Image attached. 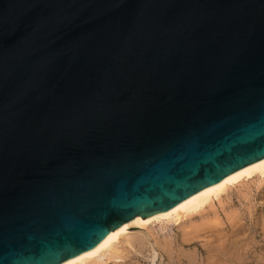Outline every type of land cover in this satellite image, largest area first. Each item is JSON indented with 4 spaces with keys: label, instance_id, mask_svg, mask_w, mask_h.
Listing matches in <instances>:
<instances>
[{
    "label": "water",
    "instance_id": "water-1",
    "mask_svg": "<svg viewBox=\"0 0 264 264\" xmlns=\"http://www.w3.org/2000/svg\"><path fill=\"white\" fill-rule=\"evenodd\" d=\"M264 157V0H0V264H58Z\"/></svg>",
    "mask_w": 264,
    "mask_h": 264
},
{
    "label": "rangeland",
    "instance_id": "rangeland-1",
    "mask_svg": "<svg viewBox=\"0 0 264 264\" xmlns=\"http://www.w3.org/2000/svg\"><path fill=\"white\" fill-rule=\"evenodd\" d=\"M246 180L241 182L242 184L238 183V184L232 186L230 188V190H228L226 192L227 194L226 193L223 194L222 197L220 198V199H222L221 203L217 201L218 199H216L214 201L213 204L215 205V208H217V210L220 213V216H219L220 220L219 221H218V219H216L215 215H213L215 208L213 207L214 208L213 209L210 207L209 216L207 218H205V219L200 218L201 220L198 221L199 217H196V218H193V220L186 222V223H188V225H192L191 223H193V222H194L193 224L198 223L199 225L202 223L201 226H203V228H205V230L207 232L204 229L200 230V229H202V227H200L197 224V229H196L197 231L196 230H195V232L189 231L192 233L194 232L193 234L195 237L192 235V233L189 234V235H192L194 237L192 239L193 241L191 240V241H189L190 243L187 242L185 244H180L181 246L179 244L176 245L177 243H175V250L176 251H174V253H173V260L170 258L171 257L170 253L167 252L165 247L160 248V246L157 245V248H159V251L161 252V255L163 256V260H161V258H160L157 261V264H180V263L181 264H188V263H190V264H206V262L208 264H212V263L213 264H218V263L219 264H226V263L227 264L228 263L229 264H264V177L254 176V177H251V178L246 179ZM226 195H227L228 199H227ZM230 198L232 199V201ZM223 200H225V201H223ZM222 202L223 203L225 202L224 203L225 208L224 207L222 208V210H224V211L221 210V207L223 205ZM227 202L229 204H227ZM219 203L221 204V207H220ZM233 205H234V207H233ZM230 208H233L234 210L236 209L234 212L235 214L233 213L234 210L232 209L233 211H231ZM240 212H241V214L239 215ZM224 213L226 215H224ZM232 213L234 214V216H231ZM229 214H231V215H229ZM236 216H237V218H236ZM225 218H228V221ZM203 219L206 222H202ZM207 221H209L208 225L206 224ZM221 221L223 224L221 223ZM232 221H233V223H232ZM211 222L212 223L214 222V223L212 224ZM203 223H205V224L203 225ZM217 223L220 224V226ZM235 224H237V225H235ZM209 225H210V227L212 225H214V226H212L211 229L209 228L210 230L206 229V226L208 227ZM198 226L200 227L199 231H198ZM171 227H172V229H171ZM214 227H216V228H214ZM169 228H168V230H170V231L172 230L171 234L176 233L177 235L181 236L182 231L180 229L184 228V226L180 228V227H178V225L176 226L175 224H170ZM226 228H227V230H224ZM228 229H229V231H228ZM127 230L143 231L144 233H147L148 235L150 234L149 235L150 240L154 241L153 236L155 234H157V230H160V228L157 225L150 226L148 228L147 227L144 228V227H140V226H130ZM152 230H153V232H152ZM208 231H209V233H208ZM210 231H213V232H211L213 234H211ZM218 232L220 235L218 234ZM153 233H154V235H153ZM166 235L168 236L169 234L166 233ZM162 237H163V235L160 238H162ZM222 237L226 242L222 239ZM218 239L220 241H218ZM210 240H211V242H210ZM142 241H144V242L135 243V247H136V244L139 245V246L137 245L138 247L136 248L137 249L136 251H134L132 248H130L128 250V251H133V252H131V253L129 252L130 254L129 253L127 254V256L125 257V260L123 261L125 264H152V262L150 261V256H149L150 255V245H148V243L146 244V242H147L146 240H142ZM218 244H220V245H218ZM120 245H123V247L125 246L128 248V245L125 244L124 242ZM146 245H148V246H146ZM178 246H180V247H178ZM220 246H221V248L219 249ZM123 247L120 246V248H123ZM147 248H148V250H147ZM179 248L180 249L185 248V250L181 249L182 252H185V253H181V251H179L180 250ZM191 250H193V251H195V253L196 252L197 253L194 254V252L193 251L191 252ZM126 251H127V249H126ZM224 252H226L227 254H225ZM185 255L189 256V257L187 258ZM195 255H196V257H195ZM207 255L209 256V258L212 257V259L209 260L208 257L206 258ZM216 255H218L219 257ZM176 256H177V259H176ZM183 256H185V257H183ZM190 256H192V258H190ZM242 256H244V257L242 258ZM217 257H218V259H217ZM179 259H181L180 263H179ZM197 260H198V262H197ZM211 260L212 261L216 260V261L212 262ZM218 260H220V262H218ZM223 260H224V262H223ZM195 261L197 263H194ZM123 262H119V264H124Z\"/></svg>",
    "mask_w": 264,
    "mask_h": 264
},
{
    "label": "bare ground",
    "instance_id": "bare-ground-1",
    "mask_svg": "<svg viewBox=\"0 0 264 264\" xmlns=\"http://www.w3.org/2000/svg\"><path fill=\"white\" fill-rule=\"evenodd\" d=\"M254 176L264 177V157L259 159V160H257V161H255V162H253V163H251V164H249V165L244 166L243 168H241V169H239V170H237V171H235V172H233V173H231L229 175H227L222 180H220V181H218V182H216L214 184H211L209 186L204 187L203 189H201L198 192L192 194L190 197H188V198H186L184 200H181L178 203L172 204V205L167 206V207L158 208V209H154V210H150V211H146V212H142V213L137 214L133 219L125 222L122 226L112 229L111 232H110L111 236H110L109 240L99 244L98 246H96V247H94L92 249L80 252V253L74 255L72 258H69V259H66L64 261H61L58 264H119V262H123L125 260V257L127 256V254L129 252L130 253L133 252V251H128L130 248H132L134 251L137 250L136 248L139 245L136 244V247H135V243L144 242L142 240H146L147 241V242L145 241L146 244L148 243V245H150V255L149 256H150V261L152 262V264H157V261L160 258H161V260H163V256L161 255V252L159 251V248H157V245L160 246V248L161 247L162 248L165 247L167 252L170 253V256H171L170 258L173 260V253H174V251H176L175 250V243H177L176 245L185 244V243L191 241L195 237L193 233L197 229V224L198 223L197 224L196 223L193 224L194 223L193 222V223H191L192 225H188V223H186V222H189L190 220H193V218H196V217H199L198 221L201 220L200 218H204V219L207 218L209 216L210 207L211 208H213V207L215 208V205L213 203H214V201L216 199H218L217 201L221 203L222 199H220V198L222 197L223 194H225L228 190H230V188L232 186H234V185H236L238 183H241V182L245 181L246 179H249V178L254 177ZM226 197H227V195H226ZM227 199H228V197H227ZM223 201H225V200H223ZM231 201H232V199H231ZM224 203H223L222 207H221V204H220L221 210H222L223 207L225 208V204ZM227 204H229V203L227 202ZM233 207H234V205H233ZM230 209H231V211L234 210L233 208H230ZM235 210L233 211V213L235 212ZM222 211H224V210H222ZM213 213H214L213 215H215L216 219H218V221H219L220 220V217H219L220 213L217 210V208L214 209ZM233 213H232V215L231 214H229V215L234 216L235 213L234 214ZM240 214H241V212L239 213V215ZM224 215H226V214L224 213ZM236 218H237V216H236ZM204 219H203L202 222H206V221H204ZM225 219L228 221V218H225ZM221 223H222V221H221ZM232 223H233V221H232ZM170 224H175L176 226L178 225V227H180V228L184 226V228L180 229L182 231L181 232V236L177 235L176 233L175 234H171L172 230L171 231L168 230ZM204 224L205 223H203V225ZM206 224L208 225L209 221H207ZM154 225H157L160 228V230H157V234L154 235V233H153L154 236L152 235L154 237V241L150 240V238H149L150 234L148 235L147 233H144L143 231H138V230L137 231H130V230H127L130 226H140V227H144V228L147 227L148 228V227L154 226ZM201 225H202V223L199 225L200 227H202V229H200V230H203V229L205 230V228H203V226H201ZM218 225L220 226V224H218ZM235 225H237V224H235ZM199 226H198V231H199V228H200ZM212 226H214V225H212ZM212 226L211 227H210V225L208 227L206 226V229H209V228L211 229ZM214 228H216V227H214ZM171 229H172V227H171ZM224 230H227V228L224 229ZM189 231H194V232L192 233V232H189ZM228 231H229V229H228ZM152 232H153V230H152ZM211 232H213V231H210V233ZM166 233H168L169 235L167 236ZM190 233H192V235L194 237L192 235H189ZM208 233H209V231H208ZM211 234H213V233H211ZM218 234H219V232H218ZM162 235H163V237H162L163 239L160 238ZM222 239H223V237H222ZM218 241H220V240L218 239ZM123 242L128 245V248L125 247V246L123 247V245H120ZM210 242H211V240H210ZM220 244H218V245H220ZM148 245H146V246H148ZM120 246H122L123 248H120ZM180 246H178V247H180ZM221 246L219 247V249L221 248ZM126 249H127L128 252L126 251ZM181 249L185 250V248H181ZM181 249L179 251H181V253H185V252H182ZM147 250H148V248H147ZM192 251L193 250H191V252ZM193 252H194V254L197 253V252L195 253V251H193ZM226 252H224V253L227 254ZM185 256H183V257H185ZM216 256H218V255H216ZM186 257L188 258L189 256H186ZM195 257H196V255H195ZM207 257H208L209 260L212 259V257L209 258L208 255L206 256V258ZM218 257H217V259H218ZM243 257L244 256H242V258ZM190 258H192V256H190ZM176 259H177V256H176ZM180 260L181 259H179V263H180ZM215 261H212V262H215ZM197 262H198V260H197ZM197 262L195 261L194 263H197ZM218 262H220V260H218ZM223 262H224V260H223ZM188 264H190V263H188ZM206 264H208V263L206 262Z\"/></svg>",
    "mask_w": 264,
    "mask_h": 264
}]
</instances>
